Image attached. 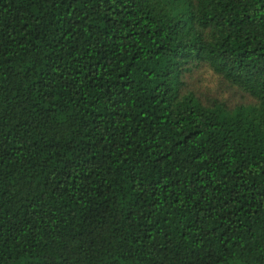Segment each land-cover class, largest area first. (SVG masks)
<instances>
[{
    "label": "trees",
    "instance_id": "trees-1",
    "mask_svg": "<svg viewBox=\"0 0 264 264\" xmlns=\"http://www.w3.org/2000/svg\"><path fill=\"white\" fill-rule=\"evenodd\" d=\"M262 112L264 0H0V264H264Z\"/></svg>",
    "mask_w": 264,
    "mask_h": 264
},
{
    "label": "rangeland",
    "instance_id": "rangeland-1",
    "mask_svg": "<svg viewBox=\"0 0 264 264\" xmlns=\"http://www.w3.org/2000/svg\"><path fill=\"white\" fill-rule=\"evenodd\" d=\"M189 82L203 91L215 92L220 89L219 76L208 66H202L189 75ZM232 93L231 91H228ZM223 96H228V93H223ZM235 97L238 98V95Z\"/></svg>",
    "mask_w": 264,
    "mask_h": 264
},
{
    "label": "snow or ice",
    "instance_id": "snow-or-ice-1",
    "mask_svg": "<svg viewBox=\"0 0 264 264\" xmlns=\"http://www.w3.org/2000/svg\"><path fill=\"white\" fill-rule=\"evenodd\" d=\"M176 2H177V3H185V2H187V0H176ZM193 6H195V5L193 4ZM261 115L264 116V112H262ZM23 264H28V261L25 260V261L23 262Z\"/></svg>",
    "mask_w": 264,
    "mask_h": 264
}]
</instances>
